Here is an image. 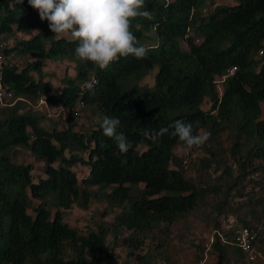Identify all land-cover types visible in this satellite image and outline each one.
<instances>
[{"label": "trees", "instance_id": "trees-1", "mask_svg": "<svg viewBox=\"0 0 264 264\" xmlns=\"http://www.w3.org/2000/svg\"><path fill=\"white\" fill-rule=\"evenodd\" d=\"M204 1L145 0L143 10L155 19L137 17L132 30L142 44L153 30L156 42L146 46V57L121 56L101 70L75 56L78 42L73 38L46 42L43 34L53 32L28 0H0V36L39 29L0 51L32 58L21 69L17 63L0 64L1 82L18 98L0 107V264H116L117 245L134 256V264H199L206 247L201 264H264V256L247 262L222 228L229 214L245 225H264V0L219 4L203 14ZM54 57L76 60V76L66 78L58 92L42 72L45 61ZM154 66V87L138 85ZM233 66L220 93L216 79ZM86 80L97 81L95 94L84 87ZM40 97L50 105L73 106L81 100L100 122L104 115L118 117L117 131L133 147L119 154L100 123L86 132L69 117L62 128L56 123L46 128L44 114L33 107ZM206 97L210 106L203 109ZM176 120L211 132L208 142L234 131L232 160L220 148L208 149V157L199 159L202 167L213 160L223 164L215 182L185 177L175 148L186 146L170 135ZM163 128L169 132L153 139ZM18 148L43 162L44 177L34 181L32 164L12 159ZM76 164L89 168L81 184ZM252 172L259 177L249 178ZM219 192L223 198L214 217L206 213L205 199ZM33 199L38 203L32 206ZM93 200L120 209L108 226L84 234L64 221L66 210L73 205L87 209ZM193 214L206 215L203 228L212 227L208 234L219 230L226 238L213 232L211 240L206 237L193 247L176 242L173 226ZM109 233L112 245L106 240ZM148 238L152 247L137 252Z\"/></svg>", "mask_w": 264, "mask_h": 264}, {"label": "rangeland", "instance_id": "rangeland-1", "mask_svg": "<svg viewBox=\"0 0 264 264\" xmlns=\"http://www.w3.org/2000/svg\"><path fill=\"white\" fill-rule=\"evenodd\" d=\"M237 0H205L201 6V12L206 14L208 10H211L215 5L219 4H234ZM39 29L33 30L31 33H22L15 32L12 35H1L0 36V51L2 48H10L13 46L15 41L20 38H30L34 34L38 33ZM149 39L144 41L145 46H149L156 42L153 30H150L148 33ZM59 37H65L72 39L70 35L58 36L54 33H45L43 34V39L48 42L50 39H56ZM181 47L185 48L186 44L184 41L181 42ZM15 62L18 64V68H23L27 62L31 61V57H14ZM158 67L154 66L146 72L143 78H141L137 83L141 86H147L150 88L154 87V77L157 72ZM43 78L44 80H50L53 84V91L58 92L62 86L66 83V78L73 79L76 76V60L54 57L47 59L45 61V66L43 68ZM35 78H38L37 74L33 73ZM219 92H222L221 86ZM210 106V100L206 97L201 105V108L208 109ZM262 115H264V103L262 104ZM71 117L73 122L76 124V128L81 131L90 132L92 128H95L100 123L99 116L96 112L91 111L90 109H83L79 113H68L66 116H60L58 118H46L42 119V125L46 128H51L55 123L58 128H62L67 124V118ZM67 119V120H66ZM205 131V130H204ZM234 131L227 130L224 131L220 137L213 141H207L203 146L199 148L188 149L187 147H177L175 148V155L177 158L181 159L182 168L184 175L187 179H190L194 182H197L198 179H202L207 183L211 184L216 181L218 175L221 174V168L223 164H219L216 160L212 161L211 166L202 167L199 166V159L203 157H208V149L218 150L219 148L225 151V157L230 158L229 148L232 144ZM84 156H86L84 154ZM12 159L18 163H31L33 166L32 176L34 181L40 177H44L43 171V162L36 160L26 148H18L17 151L12 153ZM186 159L187 163H183L182 160ZM73 169L76 172L79 183L83 178L88 175L89 168L83 164H76L73 166ZM237 170V169H236ZM234 170V171H236ZM223 198V193H210L209 196L205 199L206 202V213L211 212L212 215L216 216V203ZM38 203L37 200H32V206ZM107 204L103 200H93L87 209H82L76 205H73L70 209L65 211L64 221L67 222L70 226L76 228L80 233H87L91 230H96L99 226H108L114 219L116 213L120 211L118 207L108 208ZM106 211V212H105ZM105 212V213H104ZM28 213L32 214L31 209L28 210ZM104 213V214H103ZM232 215L229 214L227 218ZM206 215L205 214H193L187 220L179 221L173 226V237L174 240L183 246H195L196 244L203 243L204 238L209 237L213 234V230L208 234L212 229L210 224V230L206 231L203 227L206 224ZM226 219H224L223 226L224 228ZM107 242L112 245L115 239L112 236V233H109L106 236ZM119 241V240H116ZM153 243L148 238L146 240L145 246L143 249L138 250L139 253H144L148 247H152ZM206 249L205 255L201 262L206 258ZM115 262L116 264H134V256L129 254L124 246L117 245L115 247ZM199 262V264H201Z\"/></svg>", "mask_w": 264, "mask_h": 264}, {"label": "clouds", "instance_id": "clouds-1", "mask_svg": "<svg viewBox=\"0 0 264 264\" xmlns=\"http://www.w3.org/2000/svg\"><path fill=\"white\" fill-rule=\"evenodd\" d=\"M22 2V0H20ZM38 10L41 20H46L50 30L58 36L70 35L78 42L75 56L83 62H91L101 70L119 57H146L149 52L134 35L132 21L137 17L155 19L152 12L143 10L145 0H28ZM95 80H86L84 87L95 94ZM121 121L118 117L104 115L100 127L104 135L116 142L119 154H126L132 142L123 132H118ZM199 121L195 122L198 125ZM172 137H178L188 149L203 146L211 132L197 130L193 122L176 120L171 125ZM163 128L153 133V139L168 133Z\"/></svg>", "mask_w": 264, "mask_h": 264}, {"label": "built area", "instance_id": "built-area-1", "mask_svg": "<svg viewBox=\"0 0 264 264\" xmlns=\"http://www.w3.org/2000/svg\"><path fill=\"white\" fill-rule=\"evenodd\" d=\"M262 53V51L260 52ZM8 63L13 65L15 62L12 54H3L0 52V64ZM236 67H231L225 74L220 75L216 79L218 89L225 79L232 75ZM1 76V75H0ZM13 91L7 85H4L0 80V107L6 105H13L16 101ZM33 107L36 110H40L46 118H57L59 116H66L68 113H79L85 109L84 102L78 100L73 106H65L62 104L50 105L44 97H40L36 100ZM182 162L185 164L187 160L184 159ZM233 170L237 169L235 163H230ZM259 177L258 172H252L249 174V178L257 179ZM224 230L229 232L232 236V240L235 245L241 250L245 257V260L249 263L255 262L258 258L264 256V247H261L260 242L264 238V225L263 224H252L245 225L239 222L236 215H230L224 225ZM218 235L224 239L226 235H223L219 230H214Z\"/></svg>", "mask_w": 264, "mask_h": 264}]
</instances>
